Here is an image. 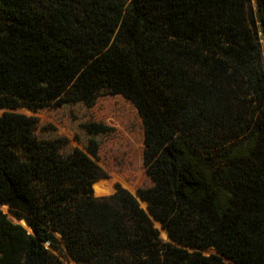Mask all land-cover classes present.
<instances>
[{
    "label": "trees",
    "instance_id": "trees-1",
    "mask_svg": "<svg viewBox=\"0 0 264 264\" xmlns=\"http://www.w3.org/2000/svg\"><path fill=\"white\" fill-rule=\"evenodd\" d=\"M106 96L141 122L149 185L134 194L93 195L111 126L83 122L84 148L61 151L56 120L14 112ZM143 253L264 264V0H0V264Z\"/></svg>",
    "mask_w": 264,
    "mask_h": 264
},
{
    "label": "rangeland",
    "instance_id": "rangeland-1",
    "mask_svg": "<svg viewBox=\"0 0 264 264\" xmlns=\"http://www.w3.org/2000/svg\"><path fill=\"white\" fill-rule=\"evenodd\" d=\"M109 98L107 96L99 98L91 108L77 103L38 112L24 107L14 110L22 117L36 115L41 120L49 121L51 118L56 120L60 124L61 133L56 135L57 138L50 137L49 141L61 151H69L75 147L84 148L87 135L79 128V124L83 122L96 120L112 127V131L108 134L97 136L99 141V161L97 162L107 173V177L95 182L93 195L96 197L110 195L117 189L127 190L134 194L136 189L149 185L142 162L144 146L141 122L130 105L122 102L125 104L123 108L112 107L113 104L110 103ZM38 139L44 140L45 138L42 136ZM63 192L66 197L65 220L73 222L76 220L77 201L84 190L70 188ZM2 210L5 213L7 211L4 208ZM153 226L160 238L167 240L166 233L162 234L165 231L162 230L160 223L155 221ZM205 252L208 253L210 250ZM55 254L58 255V253ZM59 257L64 264H77L68 257ZM134 264L155 263L152 255L146 254L139 257Z\"/></svg>",
    "mask_w": 264,
    "mask_h": 264
},
{
    "label": "water",
    "instance_id": "water-1",
    "mask_svg": "<svg viewBox=\"0 0 264 264\" xmlns=\"http://www.w3.org/2000/svg\"><path fill=\"white\" fill-rule=\"evenodd\" d=\"M96 182V181H95ZM93 183L92 184V191L95 193V190H94V184H96V183ZM2 208H6V207H4V206H2ZM7 210V209H6ZM20 223H22L23 225H24V222L23 221H19Z\"/></svg>",
    "mask_w": 264,
    "mask_h": 264
}]
</instances>
